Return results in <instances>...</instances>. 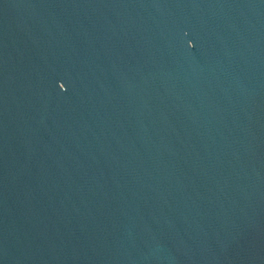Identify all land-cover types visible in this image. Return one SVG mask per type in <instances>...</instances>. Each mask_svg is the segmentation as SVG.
I'll return each mask as SVG.
<instances>
[{
    "label": "water",
    "instance_id": "95a60500",
    "mask_svg": "<svg viewBox=\"0 0 264 264\" xmlns=\"http://www.w3.org/2000/svg\"><path fill=\"white\" fill-rule=\"evenodd\" d=\"M0 264H264V0H0Z\"/></svg>",
    "mask_w": 264,
    "mask_h": 264
}]
</instances>
